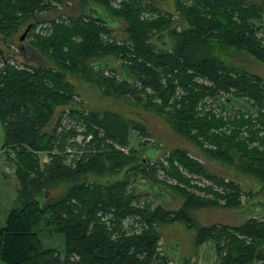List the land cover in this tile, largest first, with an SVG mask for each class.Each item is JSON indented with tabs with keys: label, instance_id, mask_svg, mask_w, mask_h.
Masks as SVG:
<instances>
[{
	"label": "trees",
	"instance_id": "trees-1",
	"mask_svg": "<svg viewBox=\"0 0 264 264\" xmlns=\"http://www.w3.org/2000/svg\"><path fill=\"white\" fill-rule=\"evenodd\" d=\"M113 1L80 0L79 15L66 16L58 7L68 0H0V43L20 39L32 25L26 41L46 61L20 65L14 52L0 51L2 157L19 185L17 205L0 229V260L169 264L172 261L158 252L161 229L180 222L195 229L197 246L207 241L226 245L221 264L264 262V213L236 227L197 226L192 215L201 208L241 210L247 207L241 201L244 194H264V79L245 65L246 56L264 64V44L258 37V26H264V0H174L176 13L161 9L159 0H122L119 9L112 7ZM144 13L157 18L143 19ZM119 29L125 35L120 40L115 37ZM165 34L169 43L158 48L153 39ZM110 59L116 62L110 69L121 68L120 80L101 76ZM72 77L131 96L208 159L255 179V190L244 192L240 184L210 172L182 149L167 158L168 168L135 149L129 157L107 151L105 146H129L134 131L147 134V129L118 113L90 111L78 99ZM223 99L237 101L240 108L222 114L218 101ZM79 125L85 138L92 135L89 143L75 141ZM158 167L165 178L188 184L180 171L184 168L223 192L209 188L215 200L208 201L171 187L156 178ZM137 182L173 191L183 204L178 209L165 204L141 208L138 203L149 193L142 194ZM58 187L63 192L47 199ZM41 233L65 236L64 259L57 250L42 246Z\"/></svg>",
	"mask_w": 264,
	"mask_h": 264
},
{
	"label": "rangeland",
	"instance_id": "rangeland-1",
	"mask_svg": "<svg viewBox=\"0 0 264 264\" xmlns=\"http://www.w3.org/2000/svg\"><path fill=\"white\" fill-rule=\"evenodd\" d=\"M191 3V2H190ZM161 9L171 13H176L175 1L174 0H159L157 3ZM122 5V0H114L112 2V7L114 9H119ZM58 10L61 13H64L66 16L75 14L79 15L81 10L80 0H68V4L64 7H58ZM101 14L100 16H103ZM46 16L52 17V14L47 13ZM178 16V14H177ZM176 16V17H177ZM157 15L151 13H144L143 19H156ZM107 21L110 22L109 19ZM264 22V20H263ZM111 23V22H110ZM46 27L39 28L37 34H43ZM105 36L104 38H106ZM116 39L120 40L125 37L122 30H118L115 33ZM258 37L262 40L264 44V35L259 34ZM162 39V40H161ZM25 39L23 42L20 41L19 36H16L11 43L4 44L0 43V51L2 53L13 52V58H18L17 61L20 65L22 64H33V65H45L46 61L42 59L36 52L34 53L32 47L30 46L29 41ZM163 42V45L159 41ZM153 43L158 47L166 46V43H169L168 36L165 34L163 37L158 36L153 39ZM247 58V59H246ZM245 65L248 72L256 74L264 79V64H261L248 56L245 57ZM12 62H15L11 58ZM16 61V63H17ZM107 63L112 66L113 63H116L114 59H110ZM120 66V62H118ZM108 65V66H109ZM119 70H112L109 67L102 73L105 79L108 80H120ZM97 73V71H95ZM71 82L75 86V93L78 96V99L84 103V105L90 111H110L118 113L129 121L136 123H141L146 129L147 134H142L134 131L131 134L129 146L120 145L123 148L127 149V152H123L119 147L112 145L111 148L104 147L107 151L119 154L124 156H131L132 150L135 149L139 153L142 152L143 156L149 155L154 156L159 150L156 157L153 158V162H162L165 168L169 167V162L167 158L171 153L176 149H182L189 153V156L192 159L197 160L201 164H205L210 172H213L217 175L225 177L227 180H233L240 184L244 192L250 190H255L257 186L255 179L249 178L244 174H240L234 167L228 166L221 162H215L208 159L201 150L189 140L180 137L177 135L172 128L167 124L161 117L153 113V111L145 110L142 107H138L133 101L132 97L127 98L122 97L106 87H102L99 83L95 81H86L80 78H71ZM199 82H203L201 79ZM207 84H209L207 82ZM139 87V86H138ZM149 92H151L149 90ZM235 92L231 89L230 94ZM230 94H224L225 97H228ZM223 96V95H221ZM160 101H158L159 103ZM240 108V107H239ZM255 117H258L259 110L255 109ZM264 114V109L261 110ZM233 116L238 114L235 112ZM260 116V115H259ZM81 127V125H79ZM83 128V127H82ZM84 129V128H83ZM4 128L0 126V229L5 225L6 217L11 208H14L17 205V195L19 188L18 181L16 178H12V172L10 167L5 164L4 157H2V146L4 143ZM103 133V131H101ZM261 136H264V131L261 132ZM112 144V142H109ZM118 145V144H117ZM155 145H158V148L155 149ZM118 149V150H117ZM155 160V161H154ZM154 163H152V166ZM5 170V176L3 177L2 171ZM7 170V171H6ZM181 174L187 180L188 184L185 182L180 183L179 181L167 176L164 177L165 173L162 168L158 167L156 178L160 181L165 182L171 187H180L187 189L191 194H195L205 200L214 201L215 197L211 193H208L209 188H214L215 193H222V187L214 185L209 179L192 174L180 167ZM7 174V175H6ZM119 176L112 177V180L118 179ZM144 180V179H141ZM226 180V182H227ZM145 181V180H144ZM145 183V182H144ZM63 187H58L54 190L48 192L47 199H52L57 195L63 192ZM253 190V191H254ZM139 191L142 194H147V200H141L139 206L144 208V206L150 205L152 209L156 208L161 204H165L168 209H178L183 204V198L176 194L175 192L167 191V189H162L157 193L151 190H146L143 186L139 188ZM157 193V194H156ZM264 194H260L255 198H248L245 194L241 197V201L246 208L241 210H233L230 208H201L192 211L194 222L197 226H211L213 224L232 226L236 227L245 222L248 218L253 216H262L264 213ZM219 203L222 206H225V200L220 199ZM136 202L134 206H136ZM162 238L159 243L158 252L169 258V264H221L223 258L227 254V249L224 243L220 244V247L214 241H207L202 245H196V231L195 229H189L186 224L176 223L162 227L161 229ZM240 239H244L243 236L237 235ZM39 239L42 246L45 249H54L57 250L61 256V259L65 258L66 254V242L65 236L63 234L51 235L48 233L39 234ZM218 246V247H217ZM220 249V250H219ZM163 252V253H162ZM0 264H4L0 260ZM168 264V263H167ZM257 264H264L260 262Z\"/></svg>",
	"mask_w": 264,
	"mask_h": 264
},
{
	"label": "water",
	"instance_id": "water-1",
	"mask_svg": "<svg viewBox=\"0 0 264 264\" xmlns=\"http://www.w3.org/2000/svg\"><path fill=\"white\" fill-rule=\"evenodd\" d=\"M258 28H259L258 30L260 31V33L264 34V26H258ZM31 29H32V25H29L28 28L26 29V31L23 33V35L20 38L21 42H23L26 39V37L29 34V32L31 31ZM161 37H163V35ZM161 40L159 41V43H161V45H163V42ZM167 45L168 44L166 43V46ZM108 65L109 64H105L106 67H104V68H107ZM218 107H219L221 113L224 114V113H229L230 111H233L236 108H239L240 107V103H238L237 101L225 99V100L218 101ZM157 148H158V146L155 145V149H157ZM158 152H159V150L157 149V152H156V154L154 156H149V155H147V156L149 158L153 159L154 157H156ZM136 185L139 186V187L143 186L146 190H151L153 192L156 191L157 193H159V191H161L158 188L156 189L154 187H146V185L143 182H137Z\"/></svg>",
	"mask_w": 264,
	"mask_h": 264
},
{
	"label": "built area",
	"instance_id": "built-area-1",
	"mask_svg": "<svg viewBox=\"0 0 264 264\" xmlns=\"http://www.w3.org/2000/svg\"><path fill=\"white\" fill-rule=\"evenodd\" d=\"M225 100V99H223ZM77 137L75 138V141L78 142L79 144H82L83 141H86L87 143H89L92 140V135H89L87 138H85L84 136V129L77 126ZM117 147H119V149L123 152H127L126 148L121 147L120 145H115ZM118 150V149H117ZM165 177V176H164ZM133 233H131L130 235H132Z\"/></svg>",
	"mask_w": 264,
	"mask_h": 264
}]
</instances>
